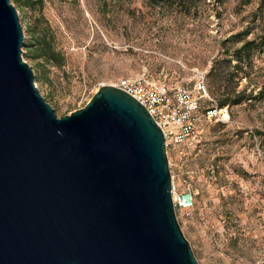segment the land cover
Instances as JSON below:
<instances>
[{
    "label": "rangeland",
    "instance_id": "1",
    "mask_svg": "<svg viewBox=\"0 0 264 264\" xmlns=\"http://www.w3.org/2000/svg\"><path fill=\"white\" fill-rule=\"evenodd\" d=\"M19 1L13 4L25 44L33 28L65 62L35 60L24 47L37 86L59 118L85 108L102 87L144 74L174 86L206 85L200 137L189 147L167 148L173 185L179 194H195L193 209L177 210L178 222L199 264H264V99L258 97L264 45L250 56L243 52L241 61L235 56L246 42H262L261 0H199L182 9L154 0ZM224 59L227 80L217 93L210 72ZM225 92L243 102L220 109L217 98ZM209 109L217 116L209 117Z\"/></svg>",
    "mask_w": 264,
    "mask_h": 264
},
{
    "label": "water",
    "instance_id": "2",
    "mask_svg": "<svg viewBox=\"0 0 264 264\" xmlns=\"http://www.w3.org/2000/svg\"><path fill=\"white\" fill-rule=\"evenodd\" d=\"M0 0V264H199L178 222L166 138L115 86L59 118Z\"/></svg>",
    "mask_w": 264,
    "mask_h": 264
},
{
    "label": "built area",
    "instance_id": "3",
    "mask_svg": "<svg viewBox=\"0 0 264 264\" xmlns=\"http://www.w3.org/2000/svg\"><path fill=\"white\" fill-rule=\"evenodd\" d=\"M141 103L163 131L166 148L171 145L189 147L200 137V111L202 103L209 98L204 83L194 89L183 84L177 86L150 80L147 74L135 79H124L114 85ZM217 110L207 115L216 117ZM173 201L177 210H191L195 206V194L187 190L178 193L173 185Z\"/></svg>",
    "mask_w": 264,
    "mask_h": 264
},
{
    "label": "trees",
    "instance_id": "4",
    "mask_svg": "<svg viewBox=\"0 0 264 264\" xmlns=\"http://www.w3.org/2000/svg\"><path fill=\"white\" fill-rule=\"evenodd\" d=\"M198 1L199 0H154L155 4L158 6H167V5H169L170 7L177 6L180 9L184 7L191 8L192 6L196 5ZM12 2L18 5L20 4L19 0H12ZM261 2H262V6H264V0H261ZM31 4H33V2H28L25 5L26 7H31ZM27 32L28 35L31 37V41L25 44L28 57H31L35 60H44L46 63L54 64L57 66H63L65 64L61 54L52 48L51 43L47 40L45 36L39 37L36 34V32L33 30V28H29ZM249 33L250 32H247L244 35H249ZM240 35L242 34H238L235 37H239ZM261 45H264V37L262 39L261 44H257L255 41L246 42L242 48L236 50L235 56L237 60L241 61L243 52L247 51V54H249L250 56L253 50L257 49ZM249 58L251 59L252 57ZM225 61H226L225 59L218 60L210 72V77H213L216 80L218 86L216 91L217 93L221 89V86H219V84L223 80H227L226 76L223 75V71H222V66ZM229 62L231 63L232 61L229 60ZM36 81L37 82L39 81L38 76H36ZM258 97L260 99H264V87L260 91ZM217 99H218V107L220 109H223L229 105H240L243 102L242 97L240 95L232 97V93L230 92H225L222 95H218ZM209 110H214V109H209Z\"/></svg>",
    "mask_w": 264,
    "mask_h": 264
},
{
    "label": "bare ground",
    "instance_id": "5",
    "mask_svg": "<svg viewBox=\"0 0 264 264\" xmlns=\"http://www.w3.org/2000/svg\"><path fill=\"white\" fill-rule=\"evenodd\" d=\"M223 119L228 121L229 120V114L226 111H223L222 113Z\"/></svg>",
    "mask_w": 264,
    "mask_h": 264
}]
</instances>
